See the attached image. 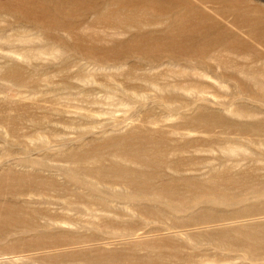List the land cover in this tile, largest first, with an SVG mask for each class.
Wrapping results in <instances>:
<instances>
[{"label": "rangeland", "instance_id": "1", "mask_svg": "<svg viewBox=\"0 0 264 264\" xmlns=\"http://www.w3.org/2000/svg\"><path fill=\"white\" fill-rule=\"evenodd\" d=\"M0 264H264V0H0Z\"/></svg>", "mask_w": 264, "mask_h": 264}]
</instances>
